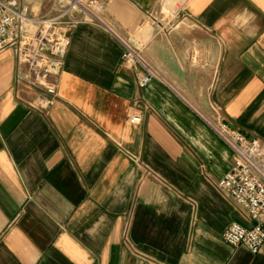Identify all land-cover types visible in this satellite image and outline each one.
<instances>
[{
  "label": "crops",
  "instance_id": "crops-1",
  "mask_svg": "<svg viewBox=\"0 0 264 264\" xmlns=\"http://www.w3.org/2000/svg\"><path fill=\"white\" fill-rule=\"evenodd\" d=\"M18 1L35 17L56 6ZM98 13L70 32L52 106L0 53V264H264L223 239L255 221L218 188L233 153L205 122L264 140V0ZM122 42L161 80L141 89Z\"/></svg>",
  "mask_w": 264,
  "mask_h": 264
},
{
  "label": "built area",
  "instance_id": "built-area-1",
  "mask_svg": "<svg viewBox=\"0 0 264 264\" xmlns=\"http://www.w3.org/2000/svg\"><path fill=\"white\" fill-rule=\"evenodd\" d=\"M110 0H54L52 15H28L18 0H0V53L14 49L20 65L28 68L27 80L40 90L43 106L54 105L58 96V79L71 45L72 29L82 23L100 21L98 9ZM122 62L139 67L141 89L160 81V75L142 58L139 51L122 42ZM134 117L132 123H141ZM212 132L233 153L230 172L218 183L238 206L246 210L255 225L246 228L234 223L223 234L234 247L245 245L253 254L264 250V140L248 139L238 129L217 120H205Z\"/></svg>",
  "mask_w": 264,
  "mask_h": 264
}]
</instances>
